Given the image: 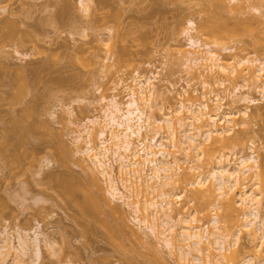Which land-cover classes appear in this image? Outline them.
I'll use <instances>...</instances> for the list:
<instances>
[{
	"label": "rangeland",
	"instance_id": "374dc122",
	"mask_svg": "<svg viewBox=\"0 0 264 264\" xmlns=\"http://www.w3.org/2000/svg\"><path fill=\"white\" fill-rule=\"evenodd\" d=\"M92 1L85 2L91 6L87 13L82 11L79 0H0V133L2 137L7 135L12 147V151L9 147L7 156L12 159L18 153L21 155L24 148L28 154L20 164L15 162L17 165L5 167L6 163L0 160V232L9 233V238H14L11 241L14 245L17 244L16 233L20 231L21 234L26 231L32 238L37 233L41 234L40 239L43 236L48 239L49 244L48 240L47 243L43 241L45 238L41 239V256L36 264H178L167 247L129 222L127 209L119 208L125 225L121 232L118 231L120 216L111 211L112 203L100 208L95 218L99 224L91 220L92 230L88 232L80 211L64 195L61 183L67 176V179L71 176L88 180V171L80 165L87 167L91 163L76 153L73 130L77 129L76 124H82L87 118L101 116V96L112 95L115 91L111 89L119 79L124 85L130 83L135 71L145 75L158 72L157 88L166 94L156 102L174 106L180 88L192 77L185 73L183 59L176 52L177 49L190 50L183 30L187 20L195 22L192 34L202 42L211 43L213 40L208 34L213 31L212 25L222 29L223 26L216 21L225 22L227 28L242 30L234 36L235 39L224 44L233 47L232 50L222 52L220 47L224 45L215 49L225 59L233 61V58L237 60L244 56L264 59V19L257 14L252 18L253 12L244 2L239 5L240 2L229 0H225L229 5L227 9L218 7L213 0ZM121 51L117 63L116 54ZM110 54L112 59L106 60ZM18 70L24 72L25 79ZM203 73L207 79L212 77L210 73ZM18 75L29 85L24 103L35 101L40 111H37V117L34 114V118L48 126L47 130L45 127L36 129L35 138L22 141V147L17 145L19 140L15 129L7 134L2 128L9 126L11 117L17 112L20 114L24 107L21 102L11 107L20 90ZM194 78L190 81L189 91L196 89L191 95L195 94L196 102H200L199 95L204 89L198 78ZM171 84L174 88L168 93ZM216 89L224 97L223 109L227 111L241 110L245 106L233 104L235 95L260 98L250 82L238 80L235 84L228 81L219 88L215 86ZM118 92L119 101L124 102L127 91L123 87L118 88ZM263 103L260 99L249 106L246 130L245 125L242 129L236 124L239 126H235L232 132L241 136L240 144L224 150V153L249 152L250 139L255 143L259 159L264 161ZM163 142L167 144L166 139ZM115 174L117 169L114 166ZM98 179V185L104 191L106 183L102 177L98 176ZM252 183L249 181L247 185ZM183 198L180 205L186 204L188 214L196 213L195 217L201 220L197 222L199 224L208 221V218H202L204 215L209 213L210 218L218 213L211 206L201 214L202 204L190 201L188 189ZM100 222L109 225L113 237ZM239 245L244 251L253 248L244 235H241ZM33 260L30 250L23 261L24 264H33ZM8 262L10 264V259Z\"/></svg>",
	"mask_w": 264,
	"mask_h": 264
},
{
	"label": "bare ground",
	"instance_id": "6f19581e",
	"mask_svg": "<svg viewBox=\"0 0 264 264\" xmlns=\"http://www.w3.org/2000/svg\"><path fill=\"white\" fill-rule=\"evenodd\" d=\"M213 1L222 9L229 6L225 0ZM229 1L240 2L239 5L244 2L253 12L252 18L257 14L264 19V0ZM85 2L93 1L79 0L82 11L88 13L91 6ZM244 5L242 7L246 8ZM218 22L215 23L223 27L215 28L211 24L213 31L208 33L213 39L210 38L211 43L207 40L202 42L192 34L196 28L194 21L187 20L185 23L183 30L190 50L177 49L176 52L183 59L181 63L185 73L192 77L180 88L174 106L156 102L166 94L157 88L158 72L145 75L135 71L130 83L124 85L123 80L119 79L111 89L115 91L112 95L101 96V116L87 118L82 124L75 125L77 129L73 130V142L76 153L88 158L91 163L87 167L80 165L88 171V180L71 176L67 179V176L61 183L64 195L85 220L88 232L92 230L91 220L94 223L97 221L95 218L100 208L112 203L114 207L111 211L120 216L118 231L121 232L125 225L119 208L127 209L129 222L167 247L178 264H264V161L259 159L255 143L250 139L249 152L224 153V150L240 144L241 136H235L232 132L236 124H240L242 129L245 125L246 130L250 118L249 106L260 99L264 102V59H248L246 56L237 60L233 58V61L225 59L215 49L235 39L234 36H238L242 30L236 31L237 28L230 29L225 22ZM232 48L228 45L220 47L222 52ZM121 54L122 51L116 54L115 62L120 61ZM112 57L110 54L105 58L111 60ZM18 71L25 79L24 72ZM203 72L210 73L212 77L207 79ZM194 76L204 89L199 95L202 99L200 102H196L195 94L191 95L196 89L189 91ZM21 77L16 76L17 80ZM238 80L250 82L260 98L254 99L247 94L235 95L233 104L245 106L236 111L224 110V97L216 92L215 86L219 88L228 81L237 84ZM21 81L25 82L20 79V90L12 100L13 106L10 105L13 108L15 104L23 103L24 107L20 114L17 112L18 115L16 113L11 117L9 126L2 127L6 133L12 129L17 131V145L34 137L36 129H48L44 122L34 118V114L40 111L36 102L24 103V94L27 95L29 85ZM122 86L127 91L124 102L118 99V88ZM173 88L171 84L167 92H172ZM69 116L72 114L69 113ZM238 119L241 122L236 123ZM4 136L0 133V160L7 164L5 167L20 164L26 157V149H22L21 155L14 153L17 155L11 159L7 153L12 151V147L7 135ZM164 139L167 144L163 142ZM114 166L117 169L115 175ZM98 176L106 183L104 191L98 185ZM249 181L253 183L247 185ZM186 189L191 193L190 201L196 200L199 205L202 204V209L199 208L201 214L211 206L218 213L209 218L206 212L208 214L205 213L202 218H208V221L197 223L201 220L195 217L196 213L188 214L185 212L186 204L180 205ZM101 224L113 237L109 225ZM20 232L16 233V237L13 235L17 240L16 245L11 242L14 238L11 240L9 233L0 232V264H9V259L10 264H24L23 259L30 250L33 252V264H36L41 256L40 242L48 239L43 236L45 239L41 238L42 241L41 234L36 233L32 238L26 231L24 234ZM241 235L249 239L253 245L251 250L239 249Z\"/></svg>",
	"mask_w": 264,
	"mask_h": 264
}]
</instances>
